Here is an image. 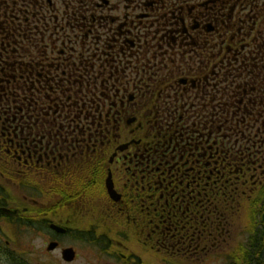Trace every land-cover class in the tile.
<instances>
[{"label": "flooded vegetation", "instance_id": "flooded-vegetation-1", "mask_svg": "<svg viewBox=\"0 0 264 264\" xmlns=\"http://www.w3.org/2000/svg\"><path fill=\"white\" fill-rule=\"evenodd\" d=\"M209 4L213 2L208 0H35L31 10L20 9V14L23 15L17 17L15 23H10L16 24V29L8 32L3 49H24L37 54L34 69L24 71L23 74L25 80L35 87L37 100L42 105L36 112L39 120L43 125H49L48 135L40 134V138H56L60 134L59 131L69 127L73 117L81 116L86 105L90 102L94 104L95 100L98 101L97 108L101 112L105 111L107 104L108 111L123 109L125 111L123 116L126 118L132 115L129 109L133 103L135 105L139 99L147 100V98L150 101L162 100L177 105L185 101L199 104L205 101L204 109L191 111L193 115L195 117L203 115L207 122L208 116H216L218 99L216 57L220 49L218 43L220 30L219 19ZM10 20L7 19L8 27ZM4 26L6 29L7 26ZM5 29H2V32ZM232 43L231 38L226 40L225 49L228 52H237L238 49ZM89 71H97L98 74L91 80L88 76ZM23 78L24 76L20 77L21 80ZM91 85L92 89H90ZM154 86L159 88V93H156ZM91 93L92 100L89 102L88 96ZM231 99L233 103L223 126L215 120L213 126L210 127L207 122H202L203 128L198 129L208 137L203 143L202 161L211 167L209 176L201 182L200 177L189 174L192 170L190 165L185 169L182 168L186 172L176 175L177 177L175 174H167L165 180L170 189L167 188L164 195L159 197L164 205L162 215L155 218L156 210L151 206L152 204L146 208V211L142 205L137 211V206L132 201L133 193L128 190L130 187L133 188L134 181L138 177V174L132 172L137 159L127 157L126 151L117 152L114 157L107 160L112 165L113 185L120 196L118 202L108 201L112 214L106 216L105 210V213L101 214H85L83 218L91 217L102 228L106 226L110 231L114 230V233L119 227H124L139 244L148 246L150 252L157 251V254H163L165 259L185 262L201 254L210 255L211 249L217 248L218 244L222 245L221 243L230 237L229 229L231 231V227L235 225L233 214H237V206L240 202L248 201L251 207L260 205L254 196H258L257 198L261 200L264 195V111L247 112L245 107L251 103L248 94L241 96L240 100L233 97ZM207 104L210 107L209 113ZM43 106L45 109L42 108ZM74 107L77 109L75 116ZM240 113L246 115L244 117L242 115L244 120L241 123ZM250 116L254 118L251 120ZM2 123H0V153L3 157L0 158V164L7 167L11 154L13 157L16 156L19 162H26L22 156L23 152L14 150L10 145V134ZM131 141L132 146L138 144L136 140ZM224 147L231 150L228 152V162L239 166L237 180H240L237 183L241 184L243 189L239 192L234 191L232 200L228 199V202L233 201L237 206L226 207V210L221 211L218 220L213 212L214 209L203 205V202L215 201V198H203L202 194L207 195V193L200 187L202 184L216 182L217 166L220 161L223 162L219 155L226 157L223 154ZM39 151L45 155H39L35 161L40 175H50V179L58 181H69L74 178L83 181V190L78 191L77 194L70 193L69 197L64 196L66 204L74 209L73 199L79 196L82 197L81 204L85 208L84 211L92 212L99 209L96 202L105 201L103 176L101 182L96 184L92 180L96 179V174L74 177L70 174L49 173L58 169H66L69 172L73 164L79 161L71 157L46 156L47 153L54 155L57 151L54 153L52 149L45 148V144H41ZM178 160L182 161L183 158L180 157ZM104 161L105 159L101 158L87 159L83 162H88L86 165L89 163L98 165L100 171L104 170L99 167ZM177 170L180 171V168ZM0 178L8 182L10 180L8 173H1ZM5 193L6 191L0 192L3 196L0 198V231L3 227L12 225L10 221L16 220L23 213L20 207L19 210L10 208ZM224 198L221 197V200ZM261 205L263 208L260 207L262 210L258 211L257 221L264 229L262 220L264 202ZM18 206L19 204L17 208ZM60 209H65L60 202L48 208L53 214L64 213L57 211ZM204 209L205 213H203ZM123 215L132 219L130 224L123 225L122 222H116ZM36 218L37 227L48 229L55 237L60 235L50 230L52 223L66 227L62 217H58L59 221L48 220L44 216ZM72 220L73 215L68 214L65 221L72 222ZM78 231L80 230L77 229L76 232ZM246 233V241L240 246L242 249L237 252L245 254L253 252L251 246L254 247L255 244L260 246L259 244L264 243L262 238L255 237V230ZM89 241L93 245L100 246V238L87 239V243H90ZM51 242L57 243V241ZM114 257L129 260V264H134L137 259L124 254H117ZM243 257V254L236 255L233 261L240 262Z\"/></svg>", "mask_w": 264, "mask_h": 264}, {"label": "trees", "instance_id": "trees-1", "mask_svg": "<svg viewBox=\"0 0 264 264\" xmlns=\"http://www.w3.org/2000/svg\"><path fill=\"white\" fill-rule=\"evenodd\" d=\"M208 1L213 2V4H209V7L213 8V13L219 19L218 27L220 30L218 37L220 49H218L216 57L218 68L216 116H208L207 122L203 115L197 117L193 115L191 111L204 109L205 101H202L203 104L181 101L182 103L177 105L174 102L150 101L147 98V100L139 99L135 105L133 103L129 110L132 111L131 117L135 121L126 126L125 121L128 118L123 116L125 113L123 109L108 111L106 104L105 111L101 112L97 108V100L94 104L90 102L92 100L91 93L88 96L90 103L86 105L81 116L73 117L69 127L64 131H59L60 134L56 138L41 139L40 134L48 135L47 127L49 125H43L39 120L36 112L42 105L37 100L35 87L25 80V74H23L24 71L28 72L34 69L37 54L33 51H24V49H3L8 32L16 29V24L10 23H15L16 18L23 15L22 13L19 14L20 9L31 10L32 6L35 5V0H0V123L3 122L2 126L7 128L10 134V145L14 150L23 152L22 156L26 162H22V165L28 168L25 170L26 174L40 172L36 171L34 164L39 155L45 156L39 151L41 144H45V148L52 149L54 153L57 151L54 155L47 153L46 156L54 158L71 157L80 162V164H74L73 169H69L67 174L74 177L80 176L79 174L101 176L109 167L107 160L110 153L121 143L120 139L125 133V141L136 140L138 142V144L131 146L126 153L127 157L137 159L132 172L138 174V177L134 181L133 188L128 189L133 193L132 201L136 204L137 211L141 205L146 211V208L152 204L151 206L156 210L154 212L155 218L162 215L164 205L159 197L164 195L167 188L170 189L166 185L165 176L167 174H175V176L182 172L184 174L186 170L184 172L182 168L185 169L188 167L187 165H190L192 170L189 171V174H194L197 178L200 177L201 182L208 177L211 167L202 161L203 143L208 137L204 132L198 131L204 126L202 122H207L206 124L211 127L216 120V123L223 126L233 103L231 98L240 100L241 96H245V94L251 97L249 106L245 104L247 105L245 107L247 112L252 110L264 111V0ZM8 18L11 19L8 22L9 27L7 26ZM4 25L8 28L5 29ZM2 29L5 30L2 32ZM229 38L232 39V44L238 49L237 52H228L225 49L226 40ZM97 74V71H89L88 76L92 80ZM21 76H24L22 80L20 79ZM159 86L161 85L159 84ZM92 87L91 85L90 88ZM154 88L156 93H159V88L155 86ZM236 103L237 101L234 102V104ZM42 108L45 109L44 106ZM206 108L209 113L208 104ZM74 110L75 116L77 114L76 107ZM240 114L241 123L244 119L242 118L243 114ZM253 118L250 116L251 120ZM229 151L231 150L228 147H224L223 154L226 157L219 155L223 162L220 161L217 166L216 182L208 185L202 184L200 187L203 192L207 193V195L202 194L203 198H215V201L206 200L207 202H203V205L213 208L218 220H220L221 211L226 210V207L231 208V205L235 206V202H228V199L232 200L234 197V191L239 192L243 189L241 184L237 183L240 180H237L239 166L228 162ZM19 157L21 158V154ZM180 157L183 158L182 161L178 160ZM101 158L105 161L99 166L104 168L100 171L98 165L92 163L86 165L88 162H83L87 159ZM177 168H180V171ZM21 172L23 171L12 172L9 169L10 181L18 183L25 192L39 196L42 192L39 184L30 181L28 178L24 180ZM57 172L64 174L66 169ZM44 176L42 175L43 178H45ZM177 179L181 180V178ZM92 180L96 184L101 182L98 178ZM70 181L76 182V187L79 189L77 191L83 190V183L80 180L74 178ZM65 183L56 180L53 185L58 186H53L54 188L50 190H54L55 196L59 193L64 194L61 189ZM211 192H215V194H211ZM35 196L29 197L34 198ZM221 197L225 198L221 200ZM78 202V199L74 200L75 204ZM205 212L204 209L203 213ZM130 220L132 219H129V216L123 215L116 222L128 225ZM255 224L257 230L255 237L262 238L264 241V229L261 228V223L255 221ZM259 245L251 246L254 253H246L251 257L241 252L244 255L243 260L235 262L232 258L229 260L230 264H264V243Z\"/></svg>", "mask_w": 264, "mask_h": 264}, {"label": "rangeland", "instance_id": "rangeland-1", "mask_svg": "<svg viewBox=\"0 0 264 264\" xmlns=\"http://www.w3.org/2000/svg\"><path fill=\"white\" fill-rule=\"evenodd\" d=\"M235 42V41H234ZM125 140L122 137L120 142ZM1 151V149H0ZM12 172L18 170L21 172L24 180L27 178L40 185L42 192L39 196L31 193H25L21 186L16 182H8L0 178V192L6 191L5 195L9 199L10 208L22 211L16 220H11L12 225H7L0 231V264H129V260L117 259V254H124L130 258L136 257L134 264H230L229 259L240 255L237 250L242 249L240 246L246 241L247 233L250 230H256L255 221L257 214L264 202V195L260 198L254 196L260 205L251 207L248 201H242L237 206V214H233V222L235 225L229 229V238L225 242L218 244L217 248L211 249L210 255L201 254L191 260H170L165 259L163 254H157V251H149L148 246L139 244L133 235H131L123 227H119L118 231H110L106 226L102 228L91 217L83 218L85 214L105 213L107 209L105 201H97L96 206L99 209L89 212L84 211L81 198L74 197L79 200L74 204L75 209L64 202L65 193L68 195L77 194L79 190L74 181H59L65 183L62 187L63 193L55 196L54 190H50L58 185H53L56 180L50 179V175L42 177L39 173L30 174L25 172L28 169L24 165H20L15 161H10L9 167ZM37 171V169H36ZM1 174V173H0ZM39 178V179H38ZM41 178V180H40ZM49 179V180H48ZM54 186V187H53ZM118 186V185H117ZM105 194V193H104ZM3 197L0 194V198ZM60 202L65 209L57 210L64 213H54L48 208L55 203ZM19 204L18 208L17 205ZM44 204V205H43ZM47 204V205H45ZM46 206V208H44ZM235 206V207H236ZM263 208V207H262ZM252 211V212H251ZM74 212V213H73ZM68 214L73 215L72 222L65 221ZM38 216H44L48 220L59 221L58 217H62L64 225L70 229V232L64 236L55 237L48 229L38 228L35 221ZM30 219V221H27ZM258 222V221H257ZM16 223V224H14ZM113 223H110V225ZM79 229L78 233L76 230ZM82 231H84L82 233ZM96 231V233H95ZM100 238V246L87 243V239ZM86 239V240H85ZM51 241H57L61 248L72 247L76 252V259L72 262H64L60 257L59 250L46 252V247Z\"/></svg>", "mask_w": 264, "mask_h": 264}, {"label": "water", "instance_id": "water-1", "mask_svg": "<svg viewBox=\"0 0 264 264\" xmlns=\"http://www.w3.org/2000/svg\"><path fill=\"white\" fill-rule=\"evenodd\" d=\"M127 146H128V144L123 145V146L119 147L118 150L123 151L127 148ZM106 189H107V193H108L109 197L113 201L119 200V195H117L113 189V184L111 181L110 174L108 175V178L106 179ZM262 220H263V224H264V215H263ZM50 228L57 233H64L65 232L64 229L57 227L55 225H51ZM56 247H57V243H51V244H49L47 251H53ZM61 255H62V258L65 262H72L74 260V257H75V252L73 251L72 248H67V249L62 250Z\"/></svg>", "mask_w": 264, "mask_h": 264}]
</instances>
